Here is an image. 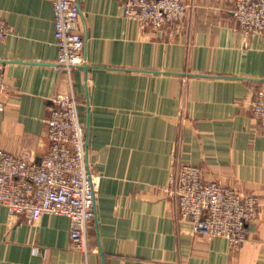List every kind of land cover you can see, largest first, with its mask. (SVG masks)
Masks as SVG:
<instances>
[{"label":"crops","instance_id":"0c3cea01","mask_svg":"<svg viewBox=\"0 0 264 264\" xmlns=\"http://www.w3.org/2000/svg\"><path fill=\"white\" fill-rule=\"evenodd\" d=\"M124 1L79 0L86 64L69 81L54 65L52 4L0 0V149L44 156L51 100L72 86L98 176L87 255L68 217L26 222L0 205V264H264V134L249 106L264 86V33L237 30L233 0H185L186 18L160 29L125 17ZM177 162L260 197L242 244L176 215L163 188Z\"/></svg>","mask_w":264,"mask_h":264},{"label":"built area","instance_id":"2783aa9c","mask_svg":"<svg viewBox=\"0 0 264 264\" xmlns=\"http://www.w3.org/2000/svg\"><path fill=\"white\" fill-rule=\"evenodd\" d=\"M48 1L54 11V65L70 81L71 70L86 64L79 0ZM233 5L237 30L245 37L264 33V0H233ZM189 8L185 0H125L122 12L142 26L160 29L182 22ZM8 33L6 20L0 18V40ZM3 88L0 64V110L5 108ZM51 101L45 120L48 148L44 156L35 160L25 151L14 154L0 149V205L26 222L46 214L68 217L71 245L87 255L98 176L88 161L87 130L79 118L72 86ZM249 106L264 134V86L254 90ZM163 191L173 201L176 215L191 222L193 233L226 238L233 247L246 240L247 225L260 210L258 195L206 180L196 165L177 162Z\"/></svg>","mask_w":264,"mask_h":264},{"label":"rangeland","instance_id":"374dc122","mask_svg":"<svg viewBox=\"0 0 264 264\" xmlns=\"http://www.w3.org/2000/svg\"><path fill=\"white\" fill-rule=\"evenodd\" d=\"M254 194V193H253ZM257 195V194H256ZM260 198V197H259ZM261 206V205H260ZM259 212H260V210H259ZM259 212H258V214H257V216L255 217V219L254 220H256L257 218H258V215H259Z\"/></svg>","mask_w":264,"mask_h":264}]
</instances>
